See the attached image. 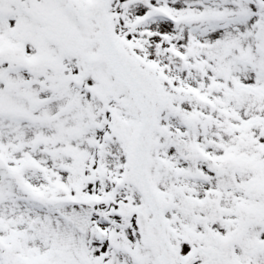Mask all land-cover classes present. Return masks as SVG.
<instances>
[{"label": "snow or ice", "instance_id": "obj_1", "mask_svg": "<svg viewBox=\"0 0 264 264\" xmlns=\"http://www.w3.org/2000/svg\"><path fill=\"white\" fill-rule=\"evenodd\" d=\"M0 264H264V0H0Z\"/></svg>", "mask_w": 264, "mask_h": 264}]
</instances>
